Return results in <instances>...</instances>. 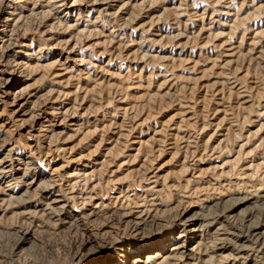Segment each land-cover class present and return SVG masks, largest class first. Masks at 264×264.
Here are the masks:
<instances>
[{
	"label": "rangeland",
	"instance_id": "obj_1",
	"mask_svg": "<svg viewBox=\"0 0 264 264\" xmlns=\"http://www.w3.org/2000/svg\"><path fill=\"white\" fill-rule=\"evenodd\" d=\"M0 167V264H264V0H0Z\"/></svg>",
	"mask_w": 264,
	"mask_h": 264
},
{
	"label": "bare ground",
	"instance_id": "obj_2",
	"mask_svg": "<svg viewBox=\"0 0 264 264\" xmlns=\"http://www.w3.org/2000/svg\"><path fill=\"white\" fill-rule=\"evenodd\" d=\"M50 1H53V0H50ZM5 165V164H4ZM3 167V166H2ZM1 168V167H0ZM2 170L3 169H1L0 171L2 172ZM5 171V170H4ZM8 171V170H7ZM4 185V184H3ZM260 193V192H259ZM259 196H262V194L261 195H259ZM248 197H249V195H248ZM251 198V197H250ZM250 198H247V199H245L244 198V200L243 201H240L239 202V204L240 203H249V201L251 200ZM256 200V199H255ZM48 208V207H47ZM141 213V212H140ZM129 215V214H128ZM146 215V214H145ZM146 217V216H145ZM149 218V217H148ZM202 229V228H201ZM258 229V227L256 228V230ZM258 232V231H257ZM202 235V234H201ZM248 245V244H247ZM252 246V245H251ZM174 249H172L174 252L177 250V248H182V245H177L176 247H173ZM240 248V247H239ZM193 249V248H192ZM179 250V249H178ZM177 250V251H178ZM184 250V249H183ZM183 250H181V251H183ZM221 250V249H220ZM137 251V253H139L140 254V252H142L143 250H136ZM136 251H135V253H136ZM241 251V250H240ZM178 254H180V253H178ZM159 254H156V256H158ZM172 255V254H171ZM174 255V254H173ZM175 255H177L176 253H175ZM235 255V254H234ZM237 255V254H236ZM239 256V255H238ZM176 257H178V258H181V256H179V255H177ZM175 257V259H178V258H176ZM230 257V256H229ZM161 258H162V256H161ZM171 258H173V256H171ZM233 258V257H232ZM157 258H155L154 259V261L156 260ZM236 259H238V258H236ZM235 259V260H236ZM162 260V259H161ZM164 260V259H163ZM167 260V259H166ZM176 261V260H175ZM220 261V260H219ZM170 262H172V261H170ZM177 262V261H176ZM157 263V262H156ZM160 264H161V262H159ZM115 264H119V263H115ZM218 264V263H217ZM238 264V263H237Z\"/></svg>",
	"mask_w": 264,
	"mask_h": 264
}]
</instances>
